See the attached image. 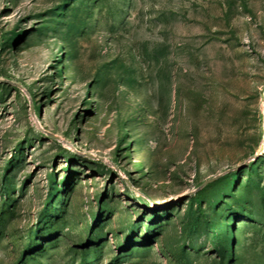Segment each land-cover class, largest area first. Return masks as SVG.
Returning a JSON list of instances; mask_svg holds the SVG:
<instances>
[{"label": "rangeland", "instance_id": "374dc122", "mask_svg": "<svg viewBox=\"0 0 264 264\" xmlns=\"http://www.w3.org/2000/svg\"><path fill=\"white\" fill-rule=\"evenodd\" d=\"M0 264H264V0H0Z\"/></svg>", "mask_w": 264, "mask_h": 264}, {"label": "water", "instance_id": "95a60500", "mask_svg": "<svg viewBox=\"0 0 264 264\" xmlns=\"http://www.w3.org/2000/svg\"><path fill=\"white\" fill-rule=\"evenodd\" d=\"M214 178H215V176H213V177H211V178H208V179L204 180V181L202 182V184L207 183V182H209L210 180H212V179H214Z\"/></svg>", "mask_w": 264, "mask_h": 264}]
</instances>
